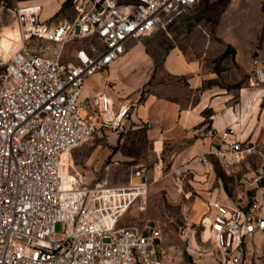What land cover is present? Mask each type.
I'll use <instances>...</instances> for the list:
<instances>
[{
	"label": "built area",
	"instance_id": "built-area-1",
	"mask_svg": "<svg viewBox=\"0 0 264 264\" xmlns=\"http://www.w3.org/2000/svg\"><path fill=\"white\" fill-rule=\"evenodd\" d=\"M198 1L72 0L71 18L56 22L41 17V4L15 6L20 42L7 55L0 51V264H162L167 221L119 224L149 195L145 166L122 184H90L71 171L72 151L95 132L120 131L130 114L129 103L115 106L106 93L82 113L86 80L129 42L142 43L165 15ZM253 72V84L263 85L264 62L254 59ZM222 137L214 154L230 173L254 146L233 138L231 127ZM262 149L264 157V142ZM207 205L194 230L208 232L220 264H242L245 238L264 231L260 207ZM57 223L65 225L60 235ZM181 233L188 236V223Z\"/></svg>",
	"mask_w": 264,
	"mask_h": 264
},
{
	"label": "crops",
	"instance_id": "crops-1",
	"mask_svg": "<svg viewBox=\"0 0 264 264\" xmlns=\"http://www.w3.org/2000/svg\"><path fill=\"white\" fill-rule=\"evenodd\" d=\"M64 1L35 0L26 4L38 3L43 7L46 4L45 18H48ZM200 12L202 18L205 14L208 20H216V34L235 48V60L248 74L246 83L236 92L215 84L206 85L216 77L215 73L206 68L205 60L191 57L182 45L174 44L159 59L153 51L159 41L145 38L139 44L129 42L116 62L86 80L81 102L87 107L82 106L81 111L89 114L91 100L106 93L115 106L122 102L131 105L123 128L118 132L106 131V138L111 143L118 140L119 133L122 143L130 141V136L136 133L142 134L157 156L167 147L175 148L171 166L184 173V198L179 191L177 195L188 207L185 220L189 237L187 253L194 257L191 264H220L213 254V247L206 246L205 240L204 252L195 251L199 248L197 240H191L195 224L208 210L207 201L216 199L239 208L253 201L264 214V180H253L248 173L244 185L246 191L231 188L220 175L225 171L214 154L224 145L222 134L227 127H231L233 138L244 146H254L258 152H263L264 84H253V60L264 62V0H205ZM252 153L254 151L246 158ZM203 157L209 162H212L210 157H215L217 162H212L210 168L208 162L203 163ZM156 181L150 183L149 195L150 189L151 195L157 189ZM166 188L168 195H172V190ZM207 236L208 232H205ZM247 237L250 239L244 240L246 252L242 264H264V231H256ZM256 238L261 242L255 244ZM160 254L162 264H185L175 246L167 256Z\"/></svg>",
	"mask_w": 264,
	"mask_h": 264
},
{
	"label": "rangeland",
	"instance_id": "rangeland-1",
	"mask_svg": "<svg viewBox=\"0 0 264 264\" xmlns=\"http://www.w3.org/2000/svg\"><path fill=\"white\" fill-rule=\"evenodd\" d=\"M30 1L35 0H0V49L7 54L17 44V22L13 16V9L18 4L23 5ZM204 2L205 0H199L197 4L191 7H183L165 15L161 24L154 28L146 38L159 41L153 47V51L159 59L174 44L182 45L191 57L205 60L206 68L212 69L215 73L216 77L209 80L206 85L215 84L230 92H236L238 87L246 83L248 74L235 60V48L225 43L216 34L214 28L216 20H208L205 14L202 18L200 9ZM43 5L41 16L43 19L56 22L63 20L65 16L71 17L73 15L69 1L62 4L56 16L53 17L52 15L48 18H45L48 6ZM77 44H79V41L70 45V47ZM37 45L45 46L44 43ZM52 45L55 46V44ZM107 136L108 134L105 131L95 132L93 138L76 147L72 152L73 167L71 171L73 173L75 171L80 172L83 181L86 183L122 184L129 180L131 171L135 166L144 165L149 182L152 184L157 179L156 186L158 187L152 195L150 189V195L147 198L135 203L122 217L120 225L142 226L145 223L153 224L158 219L167 221L172 228V232L165 233V240L160 246V255L167 256L175 246L183 256V263H193L194 257L187 253L189 237L181 233L182 229L186 227L185 217L188 214V207L177 195L179 191L184 198L182 193L184 173L182 170L180 171L171 166L172 154L175 148L167 147L163 154L157 156L151 150L150 144L144 141L142 134L135 133L130 136V141H124V143L121 142V133H119V138L115 143H111L106 138ZM177 149H179V146H177ZM252 151L254 153L245 158L246 164L244 161L238 168L235 166L230 173L220 174L230 183L231 186H228L231 188L239 187L246 191L244 185L245 180L248 179V173H251L253 180L255 178H258V182L264 180V157L261 152H258L259 150L252 149ZM253 154H256V157ZM209 160L213 163L217 162L215 157H210ZM253 171L255 174L252 173ZM260 176L263 179H260ZM261 183L263 185V182ZM166 187L172 190V195H168ZM253 203L251 201L249 205L246 204L240 207L246 209ZM55 229L56 233L60 235L65 230V225L57 223ZM193 232L191 240L196 239L199 246V248H195V251L201 250L204 252V240L206 246L210 245L208 238L205 237L203 229H197ZM248 238L250 239V237L245 239L248 240ZM258 242L260 243L261 240L256 238L255 244Z\"/></svg>",
	"mask_w": 264,
	"mask_h": 264
},
{
	"label": "trees",
	"instance_id": "trees-1",
	"mask_svg": "<svg viewBox=\"0 0 264 264\" xmlns=\"http://www.w3.org/2000/svg\"><path fill=\"white\" fill-rule=\"evenodd\" d=\"M68 1H69V3H70V7H71V6H72V0H65L64 3L68 2ZM64 3H63V4H64ZM59 10H60V9H59ZM59 10L53 15V17L57 15V13L59 12ZM53 17H52V18H53ZM64 18H71V17H67V16H65Z\"/></svg>",
	"mask_w": 264,
	"mask_h": 264
},
{
	"label": "bare ground",
	"instance_id": "bare-ground-1",
	"mask_svg": "<svg viewBox=\"0 0 264 264\" xmlns=\"http://www.w3.org/2000/svg\"><path fill=\"white\" fill-rule=\"evenodd\" d=\"M20 31H19V27H18V25H17V43H19L20 42ZM0 51H2L1 49H0ZM6 55H7V53H5Z\"/></svg>",
	"mask_w": 264,
	"mask_h": 264
}]
</instances>
